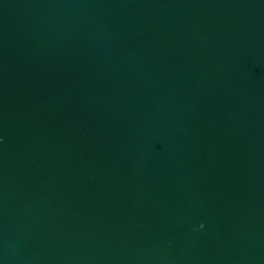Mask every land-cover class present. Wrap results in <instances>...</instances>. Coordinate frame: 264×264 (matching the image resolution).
I'll list each match as a JSON object with an SVG mask.
<instances>
[{
    "label": "water",
    "instance_id": "water-1",
    "mask_svg": "<svg viewBox=\"0 0 264 264\" xmlns=\"http://www.w3.org/2000/svg\"><path fill=\"white\" fill-rule=\"evenodd\" d=\"M0 264H264V0H0Z\"/></svg>",
    "mask_w": 264,
    "mask_h": 264
}]
</instances>
